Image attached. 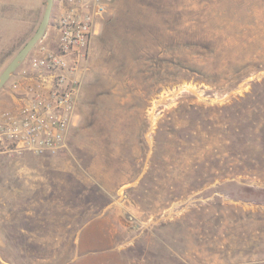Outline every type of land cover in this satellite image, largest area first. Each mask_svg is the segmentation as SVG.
Returning a JSON list of instances; mask_svg holds the SVG:
<instances>
[{"label":"rangeland","instance_id":"obj_1","mask_svg":"<svg viewBox=\"0 0 264 264\" xmlns=\"http://www.w3.org/2000/svg\"><path fill=\"white\" fill-rule=\"evenodd\" d=\"M47 3L0 0V75ZM98 31L65 147L0 144V264H264V0H110Z\"/></svg>","mask_w":264,"mask_h":264},{"label":"built area","instance_id":"obj_2","mask_svg":"<svg viewBox=\"0 0 264 264\" xmlns=\"http://www.w3.org/2000/svg\"><path fill=\"white\" fill-rule=\"evenodd\" d=\"M110 0H60L53 49L39 46L14 84L10 108L0 110V144L45 155L65 147L73 126L90 47ZM23 76V77H22ZM29 80V82H28ZM34 80V81H30Z\"/></svg>","mask_w":264,"mask_h":264},{"label":"water","instance_id":"obj_3","mask_svg":"<svg viewBox=\"0 0 264 264\" xmlns=\"http://www.w3.org/2000/svg\"><path fill=\"white\" fill-rule=\"evenodd\" d=\"M53 1L54 0H48L46 10L43 16V19L41 23L39 24V27L33 37L30 39V41L25 45L23 49H21L18 54L13 58V60L8 64L6 69L3 71V73L0 75V89L3 87L5 82L7 81L8 77L12 74L14 69L18 66V64L24 60V58L27 56V54L32 50V48L36 45L38 40L42 37L44 34V31L48 25L52 7H53Z\"/></svg>","mask_w":264,"mask_h":264}]
</instances>
